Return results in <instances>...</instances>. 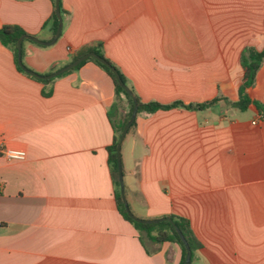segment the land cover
Instances as JSON below:
<instances>
[{
  "label": "crops",
  "instance_id": "obj_1",
  "mask_svg": "<svg viewBox=\"0 0 264 264\" xmlns=\"http://www.w3.org/2000/svg\"><path fill=\"white\" fill-rule=\"evenodd\" d=\"M63 28L43 47L23 44V65L54 72L102 45L142 103L203 104L138 113L120 150L124 195L138 219L177 216L200 247L190 264H264V118L238 100L241 53L264 48V0H60ZM51 0H0V27L49 41ZM52 93L17 71L0 44V264H179L119 214L108 165L111 79L86 62ZM251 101L264 104V62ZM125 102L113 115L120 121ZM255 123V124H253Z\"/></svg>",
  "mask_w": 264,
  "mask_h": 264
},
{
  "label": "trees",
  "instance_id": "obj_2",
  "mask_svg": "<svg viewBox=\"0 0 264 264\" xmlns=\"http://www.w3.org/2000/svg\"><path fill=\"white\" fill-rule=\"evenodd\" d=\"M52 5H53V11L51 14L50 19L47 21L44 27H48L49 33L53 36L56 32L57 29V19L55 16L54 12V2L55 0H51ZM60 7V13H63L61 3H59ZM28 36L20 27L15 26V25H4L0 27V44L7 48L12 56L13 60L16 66V69L18 72L21 74L27 76L28 78L42 84L43 88L41 90V95L45 98L49 97L52 93L51 87H49L52 82L56 79L48 80V81H43L39 80L37 78L31 77L27 74H25L18 66L17 64V41L21 36ZM25 42H29L28 40H24L22 43V49H21V56L23 57L24 55V50H23V44ZM40 47V46H39ZM87 53H94L98 57L104 59L111 67L115 68L117 71L119 77L121 80L124 82V84L130 89V91L133 93L136 101H137V114L138 113H147L151 114L159 110H170V109H175V108H182L186 110H204L211 105H213L218 99H214L210 102H205L203 104H190V105H183L180 102H174L171 104L167 105H162L156 102H149V103H142L131 86L129 85L128 81L126 78L120 73V71L115 67L113 63H111L104 55L102 45L97 44L96 46L92 47H83L80 48L78 51L75 53L71 54L69 58V63L73 62L77 58H79L82 55H85ZM86 62H92L96 66H98L105 74L111 79L113 88H114V100L113 103L110 106L109 112H108V118L110 120V123L113 128V139L111 145L107 148L108 152V165H109V170L111 173V177L113 180V185H114V197H115V202L117 206V210L119 214L123 217L124 220L132 224L135 229L139 233H145L146 236L151 239L152 241L156 243H163V242H170L177 244L180 249H181V260L179 264H184L185 260V248L184 245L175 232L173 226L168 223V222H160L157 224H139L131 220L128 215L126 214L124 210V206L121 201L120 197V192H119V182H118V174H117V163H116V145L118 143L120 134L125 126V124L128 122L132 110H133V102L131 98L128 96V94L118 85L116 82L114 76L112 75L111 71L101 63H99L97 60L90 58L81 64H79L77 67H75L73 70L79 69L83 64ZM264 62V48L261 50H257L255 48L249 47L246 48L240 56V65L243 70V77L241 84L238 88V100L235 103H232L231 105L240 110V111H245L249 105H254V107L257 109L258 113L264 118V104H261L259 102L251 101L248 96H247V90L251 87H253L254 82H255V76L261 67L262 63ZM72 70V71H73ZM51 73V72H50ZM49 73V74H50ZM68 72L58 76L62 77ZM39 75V74H38ZM43 76V75H41ZM125 102L127 111L124 114L123 118L120 121H114L112 119L113 115H115L119 109H121V103ZM135 125V121L132 123L130 126L129 130ZM128 130V131H129ZM167 218H170L173 222V224L179 229V231L182 233L183 237L185 238L187 244L189 245V248L191 250V259L193 258L194 252L200 247V244L197 242L196 238L194 237L191 229L189 222L181 217L177 216H168Z\"/></svg>",
  "mask_w": 264,
  "mask_h": 264
},
{
  "label": "water",
  "instance_id": "obj_3",
  "mask_svg": "<svg viewBox=\"0 0 264 264\" xmlns=\"http://www.w3.org/2000/svg\"><path fill=\"white\" fill-rule=\"evenodd\" d=\"M59 3H60V0H55L54 2V12H55V16H56V19H57V29H56V32L55 34L53 35L52 39L49 40V41H41L37 38H33V37H29V36H21L18 41H17V64L19 66V68L27 75L31 76V77H34V78H37L39 80H43V81H48V80H52V79H55L57 78L58 76L66 73V72H69L71 70H73L75 67H77L79 64H81L82 62L90 59V58H93L95 60H97L99 63H101L102 65L106 66L112 73V75L114 76L116 82L118 83V85L128 94V96L131 98L132 102H133V110H132V113H131V116L128 120V122L125 124L121 134H120V137H119V140H118V143L116 145V163H117V174H118V182H119V192H120V197H121V201H122V204L124 206V210L126 212V214L128 215V217L133 220L134 222L136 223H139V224H157V223H160V222H168L170 223L175 232L177 233V235L179 236V238L181 239L183 245H184V248H185V260H184V264H190L191 262V250L189 248V245L187 244L185 238L183 237L182 233L179 231V229L173 224L172 220L170 218H160V219H155V220H142V219H138L136 218L129 210V207L127 205V201H126V198H125V195H124V185H123V174H122V167H121V159H120V150H121V145L123 143V140L130 128V126L132 125V123L135 121V118H136V115H137V101L133 95V93L130 91V89L124 84V82L121 80V78L119 77L117 71L115 70V68L111 67L104 59L98 57L96 54L94 53H87L85 55H82L80 56L79 58H77L76 60H74L73 62L65 65L64 67L50 73V74H47V75H38L36 74L35 72L27 69L23 63H22V56H21V49H22V43L24 40H28L36 45H39V46H43V47H49L51 45H53L57 39L59 38L60 34H61V31H62V28H63V21H62V16H61V13H60V7H59Z\"/></svg>",
  "mask_w": 264,
  "mask_h": 264
},
{
  "label": "built area",
  "instance_id": "obj_4",
  "mask_svg": "<svg viewBox=\"0 0 264 264\" xmlns=\"http://www.w3.org/2000/svg\"><path fill=\"white\" fill-rule=\"evenodd\" d=\"M0 155L9 161H23L25 160L26 157V153L23 150L3 148L1 144H0Z\"/></svg>",
  "mask_w": 264,
  "mask_h": 264
}]
</instances>
